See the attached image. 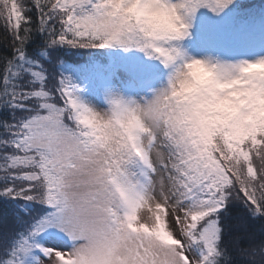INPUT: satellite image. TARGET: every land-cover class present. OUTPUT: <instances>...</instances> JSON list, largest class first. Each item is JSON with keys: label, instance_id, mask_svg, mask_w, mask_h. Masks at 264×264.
Here are the masks:
<instances>
[{"label": "snow or ice", "instance_id": "6c2138e0", "mask_svg": "<svg viewBox=\"0 0 264 264\" xmlns=\"http://www.w3.org/2000/svg\"><path fill=\"white\" fill-rule=\"evenodd\" d=\"M132 3L0 0V264H264V239L228 223L240 209L264 232V114L197 120L161 87L98 109L62 70L68 47L182 60Z\"/></svg>", "mask_w": 264, "mask_h": 264}, {"label": "clouds", "instance_id": "9594fccd", "mask_svg": "<svg viewBox=\"0 0 264 264\" xmlns=\"http://www.w3.org/2000/svg\"><path fill=\"white\" fill-rule=\"evenodd\" d=\"M183 0H133L129 14L150 41L188 35L190 18ZM179 47V46H178ZM184 58L167 66L166 89L195 119L221 123L242 115L264 114V56L235 61L196 57L179 47Z\"/></svg>", "mask_w": 264, "mask_h": 264}, {"label": "rangeland", "instance_id": "374dc122", "mask_svg": "<svg viewBox=\"0 0 264 264\" xmlns=\"http://www.w3.org/2000/svg\"><path fill=\"white\" fill-rule=\"evenodd\" d=\"M233 2L219 13L206 7L199 8L190 18L188 35L177 42L187 54L196 57L214 56L235 61L241 58L255 59L264 56V36L256 28L253 32L238 24V18L230 19ZM117 60L110 66L100 63L94 74H83L78 65L66 68L73 81L79 85V95L85 102L106 109L109 92L125 97L151 98L153 89L166 84L167 70L159 75L160 62L137 49L123 50L115 47Z\"/></svg>", "mask_w": 264, "mask_h": 264}, {"label": "trees", "instance_id": "16d2710c", "mask_svg": "<svg viewBox=\"0 0 264 264\" xmlns=\"http://www.w3.org/2000/svg\"><path fill=\"white\" fill-rule=\"evenodd\" d=\"M23 3L28 4L30 0H22ZM264 4V0H241L238 1L237 9H232L231 17L233 21L238 18V23L247 21L251 18L252 10L254 8H260ZM2 31V30H0ZM108 49L112 48H94V49H83V48H61L58 50L59 55L63 58L64 64L62 70L65 74L69 75V71L66 68H71L72 64L78 65L83 74H94L97 72L98 65L100 63H107L109 61L111 51ZM2 50V49H0ZM243 216V212L240 209H234L232 218L229 219L228 223L232 226L233 233L241 232L246 236L252 234L255 237V241L259 242L264 239V232L260 231L259 222L249 221L247 225L240 223L239 217ZM249 241L245 239L241 246L246 247Z\"/></svg>", "mask_w": 264, "mask_h": 264}]
</instances>
